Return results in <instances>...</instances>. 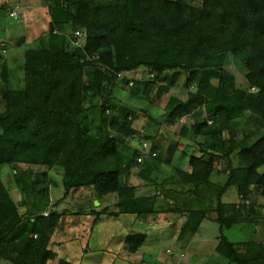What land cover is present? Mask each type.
I'll return each instance as SVG.
<instances>
[{
    "label": "trees",
    "instance_id": "obj_1",
    "mask_svg": "<svg viewBox=\"0 0 264 264\" xmlns=\"http://www.w3.org/2000/svg\"><path fill=\"white\" fill-rule=\"evenodd\" d=\"M51 2L50 32L28 53L29 60L36 52L47 59L45 73L26 68L20 83L17 71L0 55V155L5 163L24 167L21 177L14 176L21 193L17 200L0 172V264H79L52 247L61 213H44L49 174L44 170L43 179L36 182L41 169L63 168L64 193L55 205L82 186L93 187L101 196L115 192L122 201L135 193L136 186L125 182L133 163H142V177L160 186L171 184L167 192L188 194L199 203L157 210V194L141 195L133 197L130 210L140 215L187 213L182 238L198 231L207 210H216L215 250L221 259L264 264V238L253 230L258 212L254 203L245 202L254 199L255 192L264 196V171L259 169L264 164V135L251 142L264 128V0ZM69 26L81 34L70 35ZM230 56L240 61L254 90L219 81ZM40 64H35L37 70ZM139 68L153 77L134 75L137 85L145 83V90L137 95L134 86L130 100L142 103L149 97L145 101L154 104L169 93L162 117H146L141 124L135 119L147 108H135L115 93L119 73ZM181 72L186 78L179 87L175 82ZM14 89L25 91L27 98L26 108L18 112L8 107ZM93 119L99 121L97 134L89 128ZM152 124L155 133L146 128ZM164 125L180 136L175 142L180 150L177 164L171 161L177 148L166 149L161 143ZM136 138L150 143L142 162L132 142ZM164 150L170 155L164 157ZM161 161L174 171L151 178ZM215 171L225 173V180H212ZM231 186L242 198L223 199ZM240 224L252 228L246 229L252 232L249 239L229 236L227 230ZM146 237L143 231L129 232L125 242L130 252L138 251Z\"/></svg>",
    "mask_w": 264,
    "mask_h": 264
},
{
    "label": "rangeland",
    "instance_id": "obj_2",
    "mask_svg": "<svg viewBox=\"0 0 264 264\" xmlns=\"http://www.w3.org/2000/svg\"><path fill=\"white\" fill-rule=\"evenodd\" d=\"M192 1L197 3L201 0ZM51 3V0H8V2L4 4L3 0H0V29L2 27L3 31L6 30V38L8 39V44L11 48H16V50H18V47H23V45H26V48L30 45H34V43H36V40H34V34L38 35L42 33V31L45 32L46 37L48 36L50 32L49 22L52 20L53 16V14H51L50 8ZM71 8H74V5H72ZM27 11L30 13L29 16L35 15L33 19H39H37L39 22L35 21V27H32V24H28V22L26 23V21L23 26L20 24V21L23 20L25 16L24 14ZM37 23H39V25ZM34 29H37L38 31L36 30V32ZM73 29L74 27H68L67 30L70 35L74 33L77 34V30L76 32H73ZM32 30L35 32L32 33ZM55 31H57V29ZM1 37L2 36L0 35V38ZM2 42L3 39L0 40V53L3 50L1 48L5 46L4 44L6 40L3 43ZM20 50H24V48H20ZM29 52L31 51L24 52V55L22 51L16 53V56L19 57V59L23 62V69H20V66L9 67L17 71L20 83H23V79L26 75L24 70L26 68L29 70L34 69V72L43 74L46 70L47 59H45V57H38L37 55H39V53L36 52L33 54L34 56H32L33 59L29 60V58H27ZM4 59H6V57H4ZM39 63H41L39 65L40 68L37 70L35 64ZM145 72V68H139L133 72H123V75L119 77V85L115 86V93L119 96L121 101L124 100L126 103H131L135 108H147L146 112L145 110H142V112H139L138 116L136 117L135 123L138 124H141L146 119V117H156L160 119L162 117L161 113L169 94L167 93L165 95L166 98L161 99L160 101L155 99V105L145 101L149 97H146L145 100H141L142 103L139 100H130L128 97L129 92L131 93L136 89V92L138 93L137 95H143L142 92L145 90V83L142 82L139 86L135 83L133 78H135L134 75L147 77L148 74ZM152 77L153 76L149 75V77L144 78V80H152ZM185 78L186 74L184 72H181L180 74L178 73L175 85L179 87L183 85ZM1 79L2 77L0 74V81ZM127 79H130V82H127ZM219 81L222 83L236 84L237 88L240 90L248 91L250 89H255V87L249 86V83L245 78V71L240 61L233 56H230L228 59V64L226 68L222 70ZM166 84L169 85V83ZM134 86H136V89ZM93 92L91 91L92 96H94ZM153 93L151 96H153ZM26 106L27 98L25 91L16 89L11 90L9 93L8 107L12 111L18 112L26 108ZM96 116L97 111L94 118H97ZM182 119L187 120V117H183ZM89 123V128L92 130H96L99 126L98 119H93ZM162 127L163 129L160 131L162 135L161 143L164 144L166 149H168L169 146L177 148L175 142L180 136H178L176 130L173 129L172 126L164 125ZM146 128L152 132L155 130L153 124L150 128L149 126H146ZM139 129H141V126ZM98 132L99 131L96 130L94 131V134H97ZM138 134L141 136L140 132ZM262 135H264V128H262L260 132L253 135L251 142H254ZM132 142L134 143V147L140 149L141 143L144 142V139L140 140L136 138ZM132 151L133 150L131 149L129 156L133 155ZM164 152V157L170 155L167 150H164ZM179 155L180 150L177 148L176 151H173V156H171L172 164H177L178 157H180ZM124 156L128 157L127 154H124ZM2 161L4 163H2ZM141 164L142 163H133L130 166L129 171L131 170V173L128 171L129 174H127L128 176L126 179L128 184L135 185L133 182H144V184H148L138 173V170H140L142 167ZM259 169L264 171V164L261 165ZM23 170L24 167L21 164L15 166L11 163H5L4 156L0 155V172L3 181L8 186L11 195L16 200L19 198L21 193H19L18 183L13 184V182H16L14 176L17 174L16 177H21ZM44 170H47L48 174H50V183L52 189L54 188L55 191H60L61 188L59 189L58 182H60V180L63 178V168L60 166H54L51 168L44 167L39 171V173H37L38 175H36L39 176V178L35 176L36 182H40V178L43 179ZM173 171L174 169L170 163L168 164L166 161H161L158 163V168L154 171V174H156L154 178L170 175V173ZM159 174L161 176H158ZM211 178L212 180L223 181L226 178V174L215 171ZM46 185L49 187V183H46ZM61 186H63L62 182ZM169 186H171V184L160 186L161 188L156 185V191L153 188L150 189L152 190L150 194H157L153 204L157 210H161V208L169 209L174 204H180V202L186 203L188 201L190 205L195 203L198 206L199 200L190 197L188 194L167 192L168 190L166 188ZM82 187V190H84L83 192L86 193L87 197L84 196L86 199H77L74 197V194L72 195V193H74L73 189L72 193L66 196L65 201L58 206L60 208L63 207L61 210L64 211L61 221L62 219H66L65 222L59 225V228L64 226V230L59 231V235L55 234V242L52 245L54 250H56L59 254H62L65 251V253H67L66 257L78 262L79 264H130V261H136L133 264H231L230 262L223 260L224 258L218 255V253H216L217 251L215 250V246L219 239V231L217 230V224L215 222V218L217 216L216 210H207L206 216L202 223L204 228L202 231L195 232L191 237L185 236L182 238L179 236V234L182 230L184 221L187 218V213L178 211H165L159 213H145L140 215L134 213L135 211L130 210L132 207H134V196H130V198H123L124 200L121 201L118 194L115 192L112 195H108V197H104V195L101 196L97 194L96 190L91 186L89 187L93 190L90 188L88 189L87 186ZM59 193H61V191ZM239 198L242 197L239 194L236 186L229 187L223 196L225 201L239 200ZM253 200L259 203L256 204ZM245 202L247 204L254 203V210H256L258 214L254 213L255 215H253V217L258 219V222L257 225L254 226L253 230L257 229L258 233L256 234H258V237L264 238V196L258 192H255L254 199L249 198ZM200 205L202 206L201 201ZM92 210L101 211L99 214H97ZM49 211L50 210H45L44 213H48ZM93 214H95L96 217H94ZM90 217L97 220L96 227L90 231V233H88V231L80 232L85 227H87V230H89V226L87 225L92 224H89V221L86 222V220H88ZM248 227L249 226L240 224L235 226L233 230H227V232H229V236L235 240H245L249 239L250 237L248 236L252 234V232L246 230ZM65 229L67 233L63 234ZM126 230L131 232H146L147 237L145 238L144 243L139 247L138 251L130 252L129 247H127L125 244L126 242L124 241V235L127 234ZM248 230L252 231V228ZM60 233L68 237V242H66L65 239L58 241L57 236H60ZM120 238L121 242L124 244L121 249L120 244L118 243Z\"/></svg>",
    "mask_w": 264,
    "mask_h": 264
},
{
    "label": "crops",
    "instance_id": "obj_3",
    "mask_svg": "<svg viewBox=\"0 0 264 264\" xmlns=\"http://www.w3.org/2000/svg\"><path fill=\"white\" fill-rule=\"evenodd\" d=\"M8 2V0H3V3L5 4V3H7ZM36 14V13H35ZM25 16H24V18H23V20L22 21H20V24L23 26L24 24H25V21H26V23L28 22V24H32V27H35V21L36 22H39L38 20V18H35V19H33L34 17H35V15L34 16H29L30 15V13L27 11L25 14H24ZM38 19V20H37ZM23 22V23H22ZM1 23V22H0ZM38 25H39V23H37ZM41 25V24H40ZM35 30V29H34ZM34 30H32V33L33 32H35ZM38 31V30H37ZM36 31V32H37ZM31 33V32H30ZM0 35L2 36L1 38H0V40H2L3 39V42L6 40V42H5V46L3 47V48H1V49H3L2 50V52L0 53V55H2L3 57H6V60H7V64L9 65V67H14V66H20V69L22 68H24V65H23V62L19 59V57H17L16 56V53L17 52H23V55H24V52H26V51H30L29 49H31V47H36V46H38V44H37V42H38V40H40V39H44V38H47L46 36H45V32L44 31H42V33H40V34H38V35H35L34 34V36H35V38H34V40H36V43H34V45H30V46H28L27 48H26V45H23V47H18V50H16V48H11L10 46H9V44H8V39L6 38L7 36H6V30L5 31H3V28L1 27V29H0ZM2 42V43H3ZM20 48H24V50H20ZM34 49H36V48H34ZM27 58H28V56H27ZM12 69V68H11ZM12 70H14V69H12ZM2 163H4L3 161H2ZM4 165V164H3ZM129 173H131V170L129 171ZM128 173V174H129ZM153 175H154V173H151L150 174V177L151 178H153ZM127 176L128 175H126V179H127ZM134 176V175H133ZM142 177V176H141ZM142 178H144V177H142ZM48 179H49V187H48V193H47V195H44V198H45V204H47V207L44 209V210H58V212H60L61 213V215H60V221H61V217L64 215L63 214V210H61V209H63V207L62 208H60V207H58L60 204H62L64 201H65V199L63 200V201H61L60 203H58L57 205H55V204H53V202H55L57 199H59L62 195H63V193H64V184H63V180H60V182H58V186H59V189H60V191H61V193H59L60 191L59 190H57V191H55L54 190V188L52 189V186H51V181H50V174H49V177H48ZM144 180L148 183V184H144V182H133V183H135V193H134V197L135 196H141V195H152V194H150L151 193V191L152 190H150V189H154L155 190V187H156V185L158 186V187H160L159 186V183H154V181L153 180H150V179H146V178H144ZM11 181V180H10ZM127 181V180H126ZM134 181V180H133ZM61 182H62V184H63V186H61ZM159 182V181H158ZM15 183H17V182H13V184H15ZM53 186H54V184H53ZM88 189L90 188L89 186L87 187ZM83 189V187H80V188H77V189H74V193H72V191H71V193H72V195L74 194V197H76L77 199H86V193L85 192H83L84 190H82ZM88 189H87V194H88ZM90 189H92V188H90ZM93 190V189H92ZM59 191V192H58ZM156 191V190H155ZM70 193V194H71ZM94 193V192H93ZM69 194V195H70ZM113 193H109V194H106V195H104V197H108V195H112ZM83 195V196H82ZM84 196H86V197H84ZM83 197V198H82ZM93 212H94V210H92ZM94 215V217H96L95 216V214H93ZM66 221V219H62V221L61 222H59V224H58V227H57V229H56V231L54 232V235H53V242H52V245L54 244V242H55V234H58L59 235V231H63L64 230V226L63 227H60L59 228V225H61V223H63V222H65ZM87 221H89V224H92V225H87V226H89V230H87V227H85L84 229H82L80 232H82V231H88V233H90V231H92L95 227H96V225H97V220L96 219H94V218H88V220H86V222ZM85 222V223H86ZM61 229V230H60ZM204 228H203V226H202V224H201V226H200V228L198 229V231H202ZM127 231V234H128V232H131V231H129V230H126ZM67 232H66V229H65V231H64V233L63 234H66ZM126 234V235H127ZM124 235V234H123ZM126 235H124V241L126 240ZM123 237V236H122ZM121 237V238H122ZM68 237L67 236H65V235H62L61 233H60V236H57V239H58V241L59 240H66V242H68V239H67ZM121 238H120V240L118 241V243L120 244V249H121V247H123L124 246V244L121 242ZM126 244V243H125ZM122 245V246H121ZM78 248H79V246H78ZM124 250V249H123ZM59 254V253H58ZM60 256H64V257H66V255H67V253H65V251H64V253H62V254H59ZM136 262V261H135ZM135 262H133V261H130V264H133V263H135ZM112 264V263H111ZM113 264H115V263H113Z\"/></svg>",
    "mask_w": 264,
    "mask_h": 264
},
{
    "label": "built area",
    "instance_id": "obj_4",
    "mask_svg": "<svg viewBox=\"0 0 264 264\" xmlns=\"http://www.w3.org/2000/svg\"><path fill=\"white\" fill-rule=\"evenodd\" d=\"M77 34H81V31L77 30ZM121 75H123V73H119V77ZM149 146H150V143L146 140L141 143L140 153H139L138 158H137L138 161L142 162L144 160L146 153H148ZM152 154L155 155L156 152L153 151Z\"/></svg>",
    "mask_w": 264,
    "mask_h": 264
}]
</instances>
